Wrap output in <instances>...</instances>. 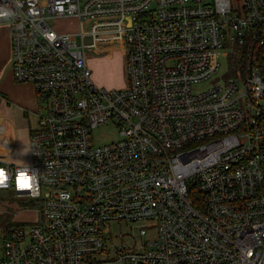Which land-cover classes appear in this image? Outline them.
<instances>
[{
	"label": "built area",
	"instance_id": "obj_1",
	"mask_svg": "<svg viewBox=\"0 0 264 264\" xmlns=\"http://www.w3.org/2000/svg\"><path fill=\"white\" fill-rule=\"evenodd\" d=\"M0 22L37 98L30 163L0 157V190L35 204L0 264H264V0H0ZM110 42L125 83L107 89L86 54ZM223 49L244 65L196 90ZM109 121L121 137L94 144Z\"/></svg>",
	"mask_w": 264,
	"mask_h": 264
},
{
	"label": "rangeland",
	"instance_id": "obj_2",
	"mask_svg": "<svg viewBox=\"0 0 264 264\" xmlns=\"http://www.w3.org/2000/svg\"><path fill=\"white\" fill-rule=\"evenodd\" d=\"M52 23L56 30L62 32H77L79 27V22L75 17L54 19ZM103 45H108L104 46V51L98 53L87 52L86 54L88 67L92 72V79L98 86L107 89L123 86L125 83V56L123 51L116 47L108 49L111 46H117L115 43L110 42ZM218 53L219 68L207 79L194 84L193 87L196 90L205 89L215 83L221 84L228 76L232 75L234 70V66L232 65H235L232 53L227 49L220 50ZM238 88L241 89V83L238 84ZM8 109L12 114H14L16 110L13 105H10ZM3 111H5V107L3 102L0 101V112L3 114ZM15 119L18 128L21 127L23 121L20 120L19 122L17 117H15ZM24 124L28 129L37 125V115L32 112L28 113L24 119ZM24 137L25 133L19 135V140L14 147V151L9 155L12 163L23 165L31 161L29 144L27 146V139ZM120 137L119 127L111 121L98 125L92 129V139L93 143L96 145L117 140ZM0 152L2 153L1 150ZM19 205H27L31 208L35 204L30 197L26 199H17L10 189L0 190V239H4V230H6V227L11 223L26 222L33 218V212L31 210H18V207H20ZM111 232L115 235L113 238L114 244H119L121 242L119 232L129 233L123 236V240L130 243L133 242L131 234H135L137 229H132L131 223L119 224L115 221L111 223ZM151 234L152 231H149L147 235Z\"/></svg>",
	"mask_w": 264,
	"mask_h": 264
},
{
	"label": "crops",
	"instance_id": "obj_3",
	"mask_svg": "<svg viewBox=\"0 0 264 264\" xmlns=\"http://www.w3.org/2000/svg\"><path fill=\"white\" fill-rule=\"evenodd\" d=\"M113 47L122 50L121 46H111L110 49ZM0 101L3 102L5 107L3 114L0 112V150L2 151V153L0 152V157L10 161L9 155L14 151L21 133H25L24 138L27 139V146L29 144L30 128L28 129L25 126L24 119L28 113H34L36 110L37 98L32 83L15 82L13 79L11 72L10 28L6 22H0ZM10 105L16 108L14 114L8 109ZM15 117L19 119V122L20 120L23 121L19 128ZM6 143L7 147L5 146Z\"/></svg>",
	"mask_w": 264,
	"mask_h": 264
},
{
	"label": "trees",
	"instance_id": "obj_4",
	"mask_svg": "<svg viewBox=\"0 0 264 264\" xmlns=\"http://www.w3.org/2000/svg\"><path fill=\"white\" fill-rule=\"evenodd\" d=\"M233 62H235V66H237V65L242 66L245 63V60H244V58L240 57L238 59H235Z\"/></svg>",
	"mask_w": 264,
	"mask_h": 264
},
{
	"label": "water",
	"instance_id": "obj_5",
	"mask_svg": "<svg viewBox=\"0 0 264 264\" xmlns=\"http://www.w3.org/2000/svg\"><path fill=\"white\" fill-rule=\"evenodd\" d=\"M87 41H89V38L87 39Z\"/></svg>",
	"mask_w": 264,
	"mask_h": 264
},
{
	"label": "flooded vegetation",
	"instance_id": "obj_6",
	"mask_svg": "<svg viewBox=\"0 0 264 264\" xmlns=\"http://www.w3.org/2000/svg\"><path fill=\"white\" fill-rule=\"evenodd\" d=\"M36 111V110H35ZM35 111H34V113H35Z\"/></svg>",
	"mask_w": 264,
	"mask_h": 264
}]
</instances>
